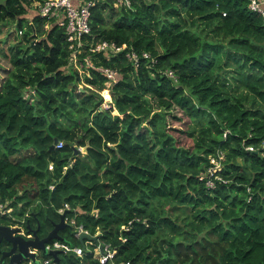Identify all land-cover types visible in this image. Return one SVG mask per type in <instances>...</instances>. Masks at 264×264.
Returning a JSON list of instances; mask_svg holds the SVG:
<instances>
[{"label": "trees", "instance_id": "obj_1", "mask_svg": "<svg viewBox=\"0 0 264 264\" xmlns=\"http://www.w3.org/2000/svg\"><path fill=\"white\" fill-rule=\"evenodd\" d=\"M43 1L0 0V33L17 30L0 83V202L13 217L0 223L39 222L45 236L68 204L97 240L66 264H101L100 244L112 264H264V16L251 0H98L76 63ZM99 41L126 47L92 51Z\"/></svg>", "mask_w": 264, "mask_h": 264}, {"label": "built area", "instance_id": "obj_2", "mask_svg": "<svg viewBox=\"0 0 264 264\" xmlns=\"http://www.w3.org/2000/svg\"><path fill=\"white\" fill-rule=\"evenodd\" d=\"M98 0H45L42 3L36 2V6L38 8V13L40 17L46 19V24L44 25L45 29L48 28V25L51 21H54L59 27L64 28L67 41L69 43V49L71 50V54L73 57V61L76 63L78 60L79 55L82 53L84 48V37L90 33V25H89V18H90V8L96 4ZM131 0H116L118 5H130ZM250 9L258 14L264 16V0H251ZM21 34V31H19ZM126 45L123 44L121 46L116 45L114 42H107V41H99L97 42L92 48V51H109L110 54H116L119 52H123L125 50ZM126 58L132 61L135 66L139 64V54L134 50H130L125 54ZM142 56L144 58H149V53L143 52ZM154 61V60H153ZM101 72L106 77L107 85L115 84L119 80V72L116 69L110 67H103L100 69ZM168 76L172 77L173 74L171 71H168ZM109 88H106L101 92L103 96L104 93H108ZM106 97V96H105ZM108 101V102H107ZM109 100H105L103 102L104 107L109 106ZM62 142H59L56 147H61ZM264 148V140L261 145ZM248 151H254V146L250 145L246 148ZM264 155V152H263ZM52 170V165L50 164L48 167ZM211 171V169H210ZM212 175L213 173L210 172ZM201 177L200 179H202ZM206 184L210 187L213 186V182L211 179H208ZM50 189L54 188V185H49ZM12 208L6 207L4 203L0 202V216L6 215L9 217H13L12 215ZM69 206L68 204H64L63 208H60L58 212L61 214L64 211H68ZM65 221L70 225L71 230L73 229V234L75 237L79 238L81 232H87L83 228L82 225H76L75 217L65 215ZM69 227V226H68ZM93 242L86 240V247L82 246H75L66 241H62L59 239H53L50 242L45 244L47 250H60L62 253L59 254L60 257V264L62 262V256L65 257L66 255H76L78 257L83 256L86 250H90V244ZM102 249L96 247L94 249V256L99 260L101 264H106L109 262L111 263V259L115 253V250H112L108 244H101ZM38 255V253H37ZM39 259L36 256L37 262H33L29 259L27 264H56L55 261L51 256L43 257ZM118 264H131L130 262H120Z\"/></svg>", "mask_w": 264, "mask_h": 264}, {"label": "water", "instance_id": "obj_3", "mask_svg": "<svg viewBox=\"0 0 264 264\" xmlns=\"http://www.w3.org/2000/svg\"><path fill=\"white\" fill-rule=\"evenodd\" d=\"M56 139L54 144L50 146L51 149L54 148ZM86 148H84V152ZM67 211H64L59 216V221L53 223L52 229L47 233V235L43 238H40L37 234V230L34 231L35 237L32 240H26L21 235L17 234L19 232V227L11 226V225H3L0 223V240H6L10 245V249L3 251L0 257V261H4L5 257L9 256L8 264H21L23 259H30L33 262H37V252L41 251L43 255H49L53 258L56 264H60L59 254L62 252L60 250H47L45 244L50 242L53 239H59L65 241V238L59 234L60 230L66 228L65 224V215ZM29 226V225H28ZM95 242L97 239L94 236H91L88 232H81L79 235L80 242H84V240ZM29 247L35 248L34 252L29 251ZM99 248L102 249V245H99ZM66 256H71L70 254Z\"/></svg>", "mask_w": 264, "mask_h": 264}, {"label": "rangeland", "instance_id": "obj_4", "mask_svg": "<svg viewBox=\"0 0 264 264\" xmlns=\"http://www.w3.org/2000/svg\"><path fill=\"white\" fill-rule=\"evenodd\" d=\"M7 31L10 32L12 35H10L7 39H5L7 37ZM16 36H17V30H16V24L15 23H12L9 26L3 28L1 33H0V83L3 79V77L6 75V69L10 66L8 59L4 56V54L8 53L9 45L14 42V40L16 39ZM110 98H111V96L109 94H108V97L103 96L104 101L109 100ZM110 103H111V101H109V105H110ZM172 112H173L172 114H176V115L180 116V114L178 113L177 110L173 109ZM167 118H168V121L170 122L171 127L177 128V129L182 128V123H180L181 122L180 120L171 119L170 116H168ZM79 150L82 153H84L83 147H81ZM211 162H214L213 164H215V167L211 169V172L214 173L216 170L220 169V165L217 162H215L214 159ZM67 230L71 231V229H67ZM87 247H88V245H87ZM41 254H42L41 251H39V253L37 255V257H39V259L42 258ZM61 260L63 262H65V258L63 256H62ZM65 264H66V262H65Z\"/></svg>", "mask_w": 264, "mask_h": 264}, {"label": "flooded vegetation", "instance_id": "obj_5", "mask_svg": "<svg viewBox=\"0 0 264 264\" xmlns=\"http://www.w3.org/2000/svg\"><path fill=\"white\" fill-rule=\"evenodd\" d=\"M1 224H3V223H1ZM65 224L67 226L62 231L67 230V229H71L70 228V225L66 221H65ZM3 225H5V224H3ZM11 226H17V227H19V232H17V234L21 235L26 240H32V239H34V237H35L34 231L37 230V228H38V230L40 228L39 222H36L35 224H30L28 220H27L26 227L24 225H22V223L17 224V225H11ZM38 230H37V234H38ZM45 236H40L39 235L40 238H43ZM10 247H11V245L6 240L1 239L0 240V257H1L2 252L3 251H6V250H9ZM29 251L30 252H34L35 251V248L29 247ZM36 252L39 253V250L36 251ZM8 261H9V256L5 257L3 263L8 264ZM28 262H29V259L28 258L27 259L25 258V259L22 260L21 264H27Z\"/></svg>", "mask_w": 264, "mask_h": 264}]
</instances>
